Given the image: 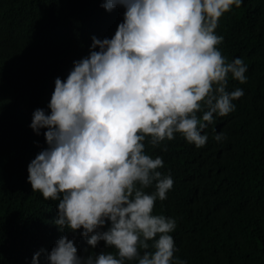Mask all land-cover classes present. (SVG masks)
<instances>
[{
	"label": "clouds",
	"instance_id": "1",
	"mask_svg": "<svg viewBox=\"0 0 264 264\" xmlns=\"http://www.w3.org/2000/svg\"><path fill=\"white\" fill-rule=\"evenodd\" d=\"M242 3L103 0L108 11L123 7V19L111 38L93 35L88 54L73 60L63 80L54 79L50 111H32L29 127L37 135L45 129L47 147L27 164V181L58 201L59 229L80 230L87 245L102 240L116 251L80 256L73 239L61 235L48 264H187L174 255L176 219L153 213L174 180L159 171L160 155L145 152V140L156 146L180 133L199 148L208 141L203 130L235 111L244 89L228 90L229 74L244 83L248 65L221 54L216 46L224 37L214 30L222 14ZM43 251L30 264H39Z\"/></svg>",
	"mask_w": 264,
	"mask_h": 264
},
{
	"label": "trees",
	"instance_id": "2",
	"mask_svg": "<svg viewBox=\"0 0 264 264\" xmlns=\"http://www.w3.org/2000/svg\"><path fill=\"white\" fill-rule=\"evenodd\" d=\"M102 3L0 0V264H30L40 249L39 264H48L47 252L61 235L73 239L80 256L116 251L102 240L95 248L87 245L80 230L59 229L58 201L45 199L27 181V164L47 147L45 129L37 135L29 127L32 111H50L54 79L63 80L73 60L88 54L93 35L111 38L123 19V7L108 11ZM214 31L224 37L216 46L221 54L248 65L246 82L229 74L227 85L243 88L244 95L234 101L235 111L203 130L208 141L202 147L180 133L156 146L146 138L145 152L160 155L159 171L174 180L153 213L176 219L170 233L174 255L187 264H264V0L232 6ZM215 132L225 135L216 141ZM144 190L151 192L154 185Z\"/></svg>",
	"mask_w": 264,
	"mask_h": 264
},
{
	"label": "bare ground",
	"instance_id": "3",
	"mask_svg": "<svg viewBox=\"0 0 264 264\" xmlns=\"http://www.w3.org/2000/svg\"><path fill=\"white\" fill-rule=\"evenodd\" d=\"M106 12H107V11H106ZM112 18H113V17H112ZM122 18H123V16H121L119 19L121 20ZM119 19H118V20H119ZM118 20H117V21H118ZM120 20H119V21H120ZM111 21H113V20L111 19L110 22H111ZM114 21H116V17H115V20H114ZM121 21H122V20H121ZM110 22H109V23H110ZM111 23H113V22H111ZM116 23H117V22H116ZM116 23H115V24H116ZM113 28L115 29V26H114ZM110 30H113V29H110ZM114 31H115V30H113V33H114ZM156 151H157V150H156ZM156 151H155V152H156Z\"/></svg>",
	"mask_w": 264,
	"mask_h": 264
}]
</instances>
